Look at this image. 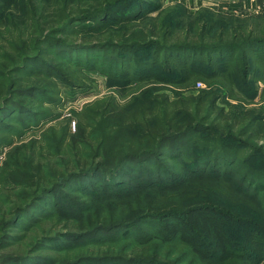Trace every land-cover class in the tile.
Listing matches in <instances>:
<instances>
[{"label":"trees","instance_id":"16d2710c","mask_svg":"<svg viewBox=\"0 0 264 264\" xmlns=\"http://www.w3.org/2000/svg\"><path fill=\"white\" fill-rule=\"evenodd\" d=\"M134 1L0 0V33L14 28L18 34L9 32L7 44L13 46L20 40L23 46L15 47L11 55H16L12 63L16 65L0 73L1 90L11 94L23 78L17 74L42 59L41 45L58 34L85 30L98 37L105 35L101 44L75 45L78 48L145 44L153 50L147 59L120 55L116 63L123 64L122 70L108 71L107 83L126 89L123 92L136 83L138 91L130 89L125 103L119 104L114 95L105 96L74 114L73 131L65 120L46 127L40 139L12 148L10 156L26 148L27 166H16L13 173L22 176L27 172L30 183L17 179V201H12L8 215L1 212L0 223L10 228L27 210L64 187L92 201L100 191L105 200H123L124 207H116L110 216L124 209L128 213L120 219H127L97 225L80 233L83 236L98 230L122 232L140 221L153 220L152 226L160 229L156 238L185 246L199 264L264 263V142L252 138H264V111L247 108L246 99L252 95L243 92L250 89V77H256L264 99L262 14H239L222 7L199 8L189 14L177 4L160 9V4L146 2L141 9L137 4L131 6ZM11 4L15 13L8 10ZM141 10L142 41H113L111 31L137 25L135 17ZM102 19L117 23H103L91 31L74 27L79 21ZM137 32L132 30L134 35ZM149 34L160 39H149ZM250 48L253 56H238L240 50ZM206 54L208 61L200 57ZM213 57L217 63H212ZM156 63L162 64L166 75H155L156 83L150 84L149 70ZM54 64L48 62L52 70ZM52 70H38L33 79H52ZM199 80L203 86L196 90ZM32 90L42 91L35 83ZM2 101L0 111L7 109ZM29 107L28 115H40L39 109ZM161 158L172 160L179 171L172 173L161 166L154 173V163ZM253 158H260L261 164L247 161ZM41 160L46 162L43 166ZM129 162L135 165L127 170ZM252 186L255 190H250ZM26 188L29 191L23 197ZM158 189L165 190L153 199L159 203L144 205L142 193ZM3 238H9L6 232ZM92 260L99 264H166L110 255Z\"/></svg>","mask_w":264,"mask_h":264},{"label":"rangeland","instance_id":"374dc122","mask_svg":"<svg viewBox=\"0 0 264 264\" xmlns=\"http://www.w3.org/2000/svg\"><path fill=\"white\" fill-rule=\"evenodd\" d=\"M216 1L136 0L131 6L137 4L142 9V4L147 2L148 4H160V9H163L177 4L185 6L189 14L199 8L222 7L239 14H262L260 19L261 21L264 20V6L254 10H246L237 8L233 0L228 1V3L227 0H219L217 4H214ZM12 6V4L9 5L8 10L11 9L15 13ZM135 19L134 22L137 25L131 28L115 27L111 31L112 40L120 42L122 39L121 42H123L124 39L128 38L140 43L142 41V10ZM103 23L113 24L117 22H105L103 19L98 21L84 20L76 22L74 27H86L87 30L91 31L96 28L99 29ZM133 29L140 32L134 35L132 34ZM9 32L16 36L18 34L14 28H10L7 33L1 30L0 73L16 65L12 64L13 57H16V55H11L15 52V47H23L20 45V40H15L13 46H8ZM82 32H85V34ZM147 37L149 39H160L150 34ZM57 39H61V41H57ZM104 39L105 35L98 37L95 32L86 33L85 30H79L68 35H55L51 41L41 45L43 46L41 51L43 58L37 62H31L25 70L17 74L23 78L17 83L15 93L11 94L9 91L6 92L5 89L1 90L0 84V103L2 100V103L6 101L4 105L7 106L6 110L0 111V215L1 212L6 215L12 201H17L18 187L15 184L19 182L17 179H21L24 183H30V174L27 172L22 176L14 174L16 166H27L26 148H22L18 154L10 156L9 152L12 151V148L31 139H40L46 133V127L60 124L65 120H68L70 129L73 131L76 125L74 114L82 111L85 105L108 95H114L118 103L123 104L130 97L129 94L127 95L130 89L135 90L133 93L138 91L135 82L129 85L130 88L126 92H123L126 89L122 90L117 87L118 85L107 83L108 71H111L110 69L122 70L123 64L116 63L120 55L134 56L135 60L147 59L153 54L152 48H145V44L139 46L125 44V48L120 46H111L110 48L75 47L79 44L85 46L99 42L101 44ZM144 43H146V40ZM251 50V48L242 52L240 50L238 56L242 53L253 56ZM53 51H56V54ZM200 57L204 61H208L210 58L207 54ZM216 61V58L213 57L212 63H217ZM48 62L55 63L53 70L52 67H49ZM4 66L5 68H3ZM49 68L53 71L54 76L52 79L45 77L41 80L33 79L38 70ZM149 73L150 84L156 83L153 80L155 75H166L163 72L161 63L154 64ZM198 82L200 84H197ZM34 83L42 89L41 92L32 90ZM5 84L8 85L7 82ZM202 86V80L195 82L194 87L196 90ZM248 86L250 89L243 91L245 95H252L246 99L247 108L261 107L264 111V99L260 97L261 82L256 77L251 76L248 80ZM122 95H127V97L121 98ZM9 97H11V100H7ZM27 106H32V108H29L35 111L39 109L40 112L38 113L40 115H28L30 112H28ZM44 117L47 118L43 120ZM252 138L261 144L264 142V138L262 139L259 136ZM247 161L255 165L261 164L260 158ZM45 163L41 160L40 166ZM154 164V173L160 172L161 166H163L162 169H168L172 173H175L176 170L179 171L176 168L177 164L167 158H161ZM134 165L135 163L129 162L126 169H132ZM43 183L41 182L39 187ZM246 186L249 187V184ZM61 189V191L51 193L45 200L38 202L32 209L27 210L10 228L5 229L0 223V264H99L92 258L103 255L145 262L157 260L166 264H199L191 258V252L185 246L175 241H162L160 238H156V233L160 229L152 226L153 220L140 221L122 232L98 230L85 236L81 235L80 233L85 230H91L97 225L109 223L111 220H114V223L125 221L127 218L120 219L128 213L124 209L118 210L110 216L113 209L116 207L123 208L125 204L122 199L113 197H110V200H105L100 191L97 193L98 197L92 201L90 197L72 192L67 187ZM250 190H255V188L252 186ZM28 191L29 188L22 190L23 197H27ZM153 192L142 193L144 205H151L149 201L157 205L159 202L154 203V197L156 195L161 197L164 195L165 190L158 189ZM5 232L9 237L8 239L3 238ZM237 233L240 234V231H237ZM149 235L154 236L149 240H145L144 238ZM103 263L115 264L111 261H104ZM120 264L128 263L120 262ZM260 264L264 263L261 262Z\"/></svg>","mask_w":264,"mask_h":264},{"label":"crops","instance_id":"0c3cea01","mask_svg":"<svg viewBox=\"0 0 264 264\" xmlns=\"http://www.w3.org/2000/svg\"><path fill=\"white\" fill-rule=\"evenodd\" d=\"M218 1L219 0H217L214 4H217ZM228 1L230 0H227L226 2L228 3ZM233 2L237 5V8H242L246 10H254L264 6V0H233Z\"/></svg>","mask_w":264,"mask_h":264},{"label":"built area","instance_id":"2783aa9c","mask_svg":"<svg viewBox=\"0 0 264 264\" xmlns=\"http://www.w3.org/2000/svg\"><path fill=\"white\" fill-rule=\"evenodd\" d=\"M197 84H200L199 82Z\"/></svg>","mask_w":264,"mask_h":264}]
</instances>
